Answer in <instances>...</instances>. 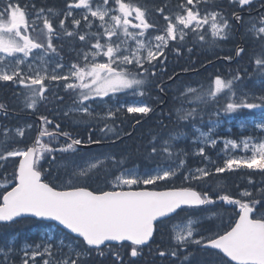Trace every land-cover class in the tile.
Here are the masks:
<instances>
[{"label": "snow or ice", "instance_id": "obj_1", "mask_svg": "<svg viewBox=\"0 0 264 264\" xmlns=\"http://www.w3.org/2000/svg\"><path fill=\"white\" fill-rule=\"evenodd\" d=\"M103 2L105 6L109 4V0H103ZM199 2L200 0H196V3ZM229 3L232 5L238 3L243 8L245 5H251L252 0H229ZM115 5V8L97 7L95 10L90 4V0H75L74 3L67 5L69 9L66 13L67 16L73 15L72 9H84L86 10L84 15L86 21L89 14L93 18H98L101 22L99 27L103 29V34L106 37V41L101 43L100 34H94L97 39L91 47L95 51L85 53L86 63L83 66L74 63L67 74L50 77L52 80L70 81L64 85L66 89L74 92L79 89L78 97L81 107L72 111L91 115L89 107L84 102L94 101L97 98L103 100L110 94L143 95L145 85L143 77L148 71L145 68V63L152 64L153 61H158L159 57L165 56L164 49L168 47V42L175 41L177 36L180 41H184L187 35L184 30L190 29L193 33H197L203 25L208 24L209 16L212 21V39L206 40L205 35L199 34V40L214 47L218 40L227 39L228 36L226 30L229 28V23L223 15L213 11L201 16L196 10L194 0H187V5L193 7L188 8L187 5H181L186 14H177L175 23L165 15L166 33L155 35L154 39L157 43L151 46L150 42L143 39L146 30L154 27L147 21L145 11L139 6L122 2V0H115ZM0 9H2L0 10V54H2L0 55V68L4 69L3 72H0V81L16 82L18 80L21 86L29 88L26 106L31 109L37 103V96L44 98L47 91L44 80L49 77L38 73L35 76H27L19 66L28 61L34 49H44V45L30 35V28L32 31L36 30L35 23H29L27 13L22 10L19 4H14L13 0H0ZM110 13L111 15H109ZM233 15L237 20L242 19L235 13ZM106 17H109L110 22L106 20ZM37 18H39V14ZM261 22L264 23V18ZM59 23L60 27L64 28L65 21L61 19ZM73 23L79 26L81 21L76 19ZM178 25L182 28H178ZM88 26L92 27L91 21H88ZM43 27L47 29L49 36L47 49L55 52L56 49L51 42L54 28L49 19L44 18ZM129 29H138L139 31H130ZM258 31L264 33V27H260ZM66 35L71 37L74 33L66 31ZM121 36L123 39H120L119 42L113 41V37ZM79 39L85 41V35H80ZM129 41H133L135 47ZM143 51L147 52L146 56L142 54ZM242 52L243 49H238L236 55L239 56ZM16 54H22L23 58ZM89 56H91V60H89ZM98 56L106 59L98 61L96 59ZM227 58L231 59V57ZM13 64L15 67L9 72L7 69ZM256 64L264 67V60L257 59ZM57 67L64 66L58 64ZM135 69L143 71L137 72ZM235 79H239V77ZM213 84L214 87L210 86L206 90L203 86L200 89L191 86L186 88L184 95L189 98L190 103L196 106L188 110H178L181 120L194 118L199 110V104L206 105L209 100L215 101L218 94L224 93L226 89L232 92L233 97L235 96V92L232 91L233 81H225L216 77ZM124 106L127 107L128 113L147 115L152 110L150 106L142 103L134 102ZM260 107L262 105L247 101L242 103L227 102L225 111L231 113L242 108L252 110ZM180 111H183L182 115ZM216 114L219 115V112ZM108 115L111 116V112ZM41 121L44 125L52 123L46 117H41ZM56 127L59 129L60 126ZM259 127L264 129V125H259ZM17 131L22 137L23 130L18 129ZM58 134L66 136L71 142L66 141L60 148H54L41 140L42 137L47 136L50 141H55ZM207 135L201 133V136L204 137L202 142L214 146L217 141L208 140ZM5 137L7 138V133H5ZM175 139L177 137L172 136L164 141L162 150L169 156L172 155V141ZM89 142L99 143V141L91 140ZM242 143L243 150L251 151L252 154L225 159L223 167L215 168L216 173L249 169L259 170L264 174V142L253 144L249 138ZM80 144H82L81 140L70 137L68 133H54L48 131L47 128H42L31 146L17 148L6 153L0 152V161H7L8 157H19L18 166L13 175L14 186L10 191L5 190L0 196V223L8 224L18 222V219L21 218L34 217L38 220L55 222L54 227L59 231L66 230V235L73 234L72 239L76 241V244L68 245L69 253L57 264H83L81 258L92 250L103 256L104 247L113 250L118 246L130 250V256L135 258L140 254L142 246L148 245L153 238L157 221L162 223L165 219H171L173 214H179L178 210L199 208L202 205L214 203L207 192L197 191L191 186L166 191L133 190L134 185L147 186L155 185L158 181H168L176 176L180 167H183V160H180L176 168L170 166L143 175H139L133 170L122 171L112 181V190L101 191L99 194L87 190L85 187L76 186L72 177L86 178L92 169H98L104 165V160L100 158H95V162H89L87 168L74 167L72 175L69 177L71 186L65 190H58L54 185L44 182L40 161L46 158L45 154H53L56 151L75 152L77 149L74 146ZM229 145L233 149L238 147L235 141L229 140L225 142V150ZM153 152H156L155 148H153ZM204 154V148H200L199 155L204 156ZM225 154L227 155V151ZM209 175L210 172L207 169H197L196 173L190 171L184 175V180L199 181ZM0 187L6 189L7 185L0 184ZM241 195L251 197L250 201L243 203L240 199H232L227 194L218 197L227 205L238 206L237 215L239 218L230 230L224 231L223 234L201 236L196 239L193 225L197 221L188 218L186 227L179 231L174 228V231L177 232L174 236L177 249L186 248L189 243L196 244L214 258L208 264H264V212L259 211L264 209V189H261L259 199L247 190ZM46 239L50 243L44 248V252L51 256L53 247L51 241L55 237L47 236ZM60 245L64 246L63 240L60 241ZM84 245L87 247H83ZM73 253L76 259L71 258ZM36 255H40V253H32L33 257ZM114 255L116 261L122 264L119 252H114ZM159 255L163 257L166 253L161 251ZM171 255L175 257L177 250H172ZM23 264H28V260H24ZM44 264H53V262L45 260ZM129 264H135V261H130Z\"/></svg>", "mask_w": 264, "mask_h": 264}, {"label": "trees", "instance_id": "obj_2", "mask_svg": "<svg viewBox=\"0 0 264 264\" xmlns=\"http://www.w3.org/2000/svg\"><path fill=\"white\" fill-rule=\"evenodd\" d=\"M175 2H180L179 4H174ZM62 6L60 0H13L14 4H19L22 10L27 13L28 20L30 18H35L38 14H44L51 19V16H54L55 13L58 15L57 21H59L62 15L67 12L69 9L67 5L71 3L69 0H62ZM122 2L130 3L134 6H139L142 10L146 13L147 21L154 25V27L149 28L145 32V36L154 34V33H164L167 27V21L164 18H159V11L161 7L165 8L169 11L170 18L172 22H174L175 17L177 14L184 13L183 8L181 7L184 4L181 0H122ZM264 0H252L251 5H245L243 8L237 3L232 5L229 3V0H200L199 3H196V10L199 11L200 15H205L210 12H218L223 15L229 23V28L226 30L228 33L227 39L218 40L214 47H210L206 42L199 40V34H203L206 37V40H211L209 38L208 32V24L203 25L202 29L199 30L197 33H193L188 31V36L185 37V40L191 41L193 39H198V48L195 52H197L198 63L193 64L190 63L188 66L183 64H176V67H181L182 69L179 71H197L196 74H193L189 77H184L181 80L185 81L188 80L189 82L196 83L198 86H203L206 90L210 86L214 87V80L216 77H220L225 81H233V88L232 91L235 92V96L233 97L232 92L228 91L227 89L224 93L218 94L215 101L209 100V102L205 104L198 105V112L194 118H189L187 120H181L178 115V110H188L192 107L196 106L193 103L189 102V98L186 96L181 97L178 101H167L166 104L162 107L161 113L159 116H154V111L151 114L146 115L145 117L139 116L137 114H131L128 116H124L119 123H109L105 125H101L102 128L98 127L97 124L96 128L91 129L89 134L91 136H97L100 133L105 132H114L117 130V126H120L119 131L121 135L131 134L130 139L126 140L125 142H121L120 146L124 147L128 144V147L131 150L139 154L137 150L139 147L148 146L151 147L152 141L147 140L146 130L148 127H152L153 131L156 132L155 136H160L161 139L168 138L170 135L183 132L188 133L191 132L194 128H201L205 131H210L207 127V119L208 114L210 111L219 112V114L225 116L231 115H242L246 112V109H238L235 112L228 113L225 111L226 103L227 102H235V103H242L245 102L242 99H239L237 93H239L240 88L245 86V84L249 83L254 78L260 79L259 71H264V67L258 66L256 64V60H264V41L261 39H255L252 37H246L242 43L243 52L239 55L238 58L232 60L235 55V43L236 40L234 39V34L239 33L244 35L245 31L248 30L252 26H264L262 23V18H264V11L260 12L252 17H243L242 19V27L239 31H237L236 25L232 21L233 13L239 12H252L255 9H258L261 5H263ZM58 4V5H56ZM107 7L115 8V0H109V4ZM2 10V9H0ZM43 10V11H41ZM60 11V12H59ZM133 15H135L133 13ZM56 27L54 28V33L51 35V42L53 43L56 51L53 52L51 49H46L47 46H44L46 52L52 54H58L61 57L63 55V48L61 46V41L55 39L56 36L61 34L64 31L65 39H72L73 36L69 37L66 35V31H71L70 28H65L63 31H60L58 28V23L54 20ZM222 23V21H220ZM40 27L43 25L40 23ZM85 27H81L83 29ZM87 29V28H85ZM30 35L32 36V30H29ZM95 33H99L101 38V43L106 41V38L103 32L100 29L93 28L89 31L85 43H80L85 49L89 48L92 43L96 42L97 37L94 35ZM45 34L47 36V41L49 40V36L47 30H45ZM121 38L113 37V41L119 42ZM176 43L180 44L179 42H175L174 45H170L167 50H171L173 52L177 51ZM192 52H189L191 54ZM227 57H231L228 59ZM223 59H227L230 61L226 63ZM76 61V59L72 60ZM71 61V62H72ZM80 66L84 64H80L76 62ZM165 65V63H163ZM132 67V66H131ZM257 70L256 72L251 73V78L246 79L240 75L241 71H249V68ZM135 71L140 72L143 71L141 69H135ZM153 71V70H152ZM175 74V73H173ZM170 74H161L159 72L157 75H161L162 79H168L172 75ZM154 76V79H156ZM239 77V79H235ZM257 81V80H256ZM199 88V89H200ZM18 89L23 92L28 93L30 92L29 88H25L21 86L17 81L13 82H1L0 81V108L4 111L0 110V124L2 128H13L19 127L18 125L20 122H26L28 126H31L30 129H26L24 136L21 140L19 145L14 148H26L31 146L36 137V127H37V119L36 117H46L48 120L52 121L51 124L42 125V128H47L48 131H57L60 133H70L72 138L79 139L83 143H87L86 135H88L87 131L90 127V124H93V121L87 118H73V117H59L58 115L62 112L64 108H77L81 106L79 103L78 92L79 89L73 90L66 89L62 87L60 89H49L44 94V98H37V111L32 113L28 110H25L26 97L23 98L19 96L14 90ZM26 95V96H27ZM150 104L157 105L162 101L154 102L148 101ZM250 103H258V101L250 102ZM262 109L264 114V103H262ZM180 114H183V111H180ZM251 115H258L255 111H249ZM151 118H155L153 121H149ZM125 119V120H124ZM76 120L79 122L80 126L75 130H68L65 126V123L68 121ZM57 125H59V129H57ZM26 126V125H25ZM103 129V131H102ZM211 134H214L211 132ZM2 138H6L5 136L0 135ZM8 137V136H7ZM112 139H117L116 137H110ZM106 138V139H110ZM103 138H95V141L101 140ZM3 140L0 139V145L3 143ZM43 143H48L50 147L60 148L65 144V142L60 141L59 137L56 136L55 141H50V138L42 140ZM215 147V145H214ZM11 149V150H14ZM9 150V151H11ZM0 152H7L0 150ZM75 152H82V151H75ZM72 151L69 152H59L56 151L53 154H45V159L40 161L41 171H42V180L46 183H50L54 185L56 188H60L65 180L61 175L60 170H53L51 167V162L57 160V158L61 155L75 153ZM222 153L225 155V159L228 157L225 154V151L222 149ZM164 156V155H163ZM225 159L220 163V165H210L209 172L210 175L203 178L199 181H190L186 183L182 176L175 180L174 182H167V181H159L155 185H147L143 188L151 189V190H167L171 188H181V187H188L191 186L192 188L196 189L197 191L207 192L210 198L214 201L212 204L202 205L200 208H191V209H184L183 211H178V215L175 216L174 219L159 223L155 227V233L153 236L152 241L149 245L142 247L140 254L133 258L130 256V250H125L119 248L118 246L113 249L109 250L108 248L104 247V255H99L95 250L90 251L88 254L83 256L84 258L83 264H120V262L116 261L114 252H119L122 264H129L130 261H135V264H208L209 261L214 259L210 256L207 252L200 248V246L196 244H189L186 248L177 249V245H174L171 240V231L169 229V225L173 220L183 219L188 216L192 215H204L210 214L213 212H219L220 216L217 220L204 223L203 225L209 226L211 229L212 234H223L224 231L229 230L236 217H237V208L235 205L225 206L223 201L219 200V195L227 194L230 198L233 199H240L238 194L240 191L243 190L244 187H250L253 190L257 189H264V185L262 181H264V174L260 173L259 170H249V169H236L235 171H225L224 173H216V167H223ZM54 160V161H53ZM17 158L8 157L7 161H0V182H4L8 184V188L0 189V196L3 195L5 190H8L12 185H14L13 175L17 167ZM156 164H165L163 163L162 159H159ZM205 163L203 161H197L194 163H190L185 172L192 168H200L204 166ZM184 172V173H185ZM55 173V174H53ZM183 173V174H184ZM59 177L57 178V175ZM233 177L239 180L242 183L241 188L237 190V192H226L224 194L217 195L216 192H219L220 187H222V182L227 180V177ZM251 181V183H250ZM209 185H212L209 187ZM77 186V185H76ZM87 188V187H86ZM93 192H101L106 191V189H94L92 187L87 188ZM221 191V190H220ZM254 197H258L260 192L252 193ZM251 197H246L244 199H240L241 202H249ZM262 212L261 210H259ZM39 226V230L37 231V235L41 232V230L48 227L47 224L33 221V220H20L18 222L3 225L0 224V232L1 231H11V234L16 232L28 233L34 226ZM202 225V226H203ZM6 228V229H5ZM214 229V230H213ZM36 233L32 235V237L37 236ZM29 240V239H28ZM85 247V245L83 246ZM86 248V247H85ZM172 250H177V255L174 257L171 255ZM164 251L166 253L165 256L161 257L159 253ZM75 255V254H72ZM76 259V256H75Z\"/></svg>", "mask_w": 264, "mask_h": 264}, {"label": "bare ground", "instance_id": "obj_3", "mask_svg": "<svg viewBox=\"0 0 264 264\" xmlns=\"http://www.w3.org/2000/svg\"><path fill=\"white\" fill-rule=\"evenodd\" d=\"M58 1V0H57ZM61 1V6H62V0ZM180 2H175L174 4H179ZM58 5V4H56ZM263 5H261L258 9L254 10V13L258 14L260 12H263L264 9H262ZM60 12V11H59ZM171 13H169V11H167L165 8L161 7L160 11H159V18H164L165 15L170 16ZM55 15H57L55 13ZM204 16V15H202ZM58 23V21H57ZM69 28L71 27V25H68ZM96 26H92L89 27L88 29H81L77 32L74 33L73 38L72 39H65V35H64V31L61 32V34H59L57 36V38L61 41V46L63 48V55L66 62H70L74 59H76L75 56V50H81L83 48V46L81 44L78 43L77 37L79 35H85V40L86 37L89 33V31L93 28H95ZM96 36V35H95ZM234 39L236 40L235 43V52H237V50L239 48L242 49V43L243 40L246 38L245 35H241L238 32L234 34ZM101 38V36H100ZM179 43H176L177 45V51L173 52L171 50H168L167 53H165V65H157L153 70V72H161V74H170V73H175L173 74L170 79L173 80V83L176 86V88L178 90L180 89H185L186 87H188L186 84H190V82L188 80L182 81L181 79L187 76H181L179 75L180 73H183V71H179L182 68L181 67H176V64H183L185 63L186 66H188L190 63L193 64H197L198 62V58H197V52H195L198 48V39H193L191 41L185 40L184 41H180ZM174 45V44H173ZM170 48V47H168ZM189 49H191V51H189ZM189 52H192L191 54H189ZM236 58H238L236 56V53L233 57L232 60H235ZM230 60V61H232ZM224 62L229 63L230 61H227V59H223ZM249 71H241L240 75L246 79H250L251 78V73L252 72H256L257 70L252 69L250 67ZM155 73V74H158ZM197 71L193 70V74H196ZM259 75H260V79L264 78V71H259ZM259 79V80H260ZM256 80H258V78H254L253 80H251L249 83H253ZM56 85H54L52 87V90L55 89H60L62 87H64V83H54ZM164 85V84H162ZM186 85V86H185ZM250 84H245V86H248ZM17 93L19 96H22L23 98L26 97V92H23L21 90L15 89L14 93ZM68 109V108H64L62 110V112L58 115L59 117H72V116H64L63 112ZM114 109V108H112ZM37 111V110H36ZM103 112V111H102ZM160 111L154 112V116H159L160 115ZM130 114L127 113L125 108H119L116 109L115 115L113 116V118H106V115H103L104 117L99 118V117H95V116H90V117H84L87 119H90L93 121V124H90L88 127L89 130L87 131L88 135H86V140H88V143H86L85 145H91L93 148L91 149H79V151L82 152H75V153H69V154H65V155H61L57 158L56 161L51 162V167L54 170H60L61 171V175L62 177L67 180H69V177L72 175L73 172V168L76 166L82 167V168H87L89 164V162H95V158H100L102 160H104V165L101 166L98 169H92L88 176L86 178L83 177H76L73 176L72 179L74 180L75 184L77 186H82V187H92L96 190L98 189H106L107 187H111L112 186V181L114 180L116 175H119L120 172L125 171V170H133L135 172H148V171H152L155 168H159V167H172V166H177L179 165L180 160H183L182 158V154L181 153H176L178 152H182V153H188L190 154L189 157H187L185 159V165L182 167V169L180 170V173L178 174V176H176L174 179L172 180H168L167 182H174L175 180L179 179L181 176L183 178L184 176V172L186 167L190 164V163H194L197 161H203L205 163V167H210V165H220V163L225 159V155L222 153V145L220 143L221 139L223 138H229V139H238V138H243L245 136H251L252 133L249 131L247 133H242L240 135H232L230 133H226L227 131H223L222 129H220V131H218L217 133L211 134V131H208L211 134V137L213 140H216L217 143L215 144V147L212 145L210 147H204L205 150V154L204 156L201 155H194L193 149L188 147L187 143L183 144H175L172 141V155L169 156L168 153L164 152L162 149L164 147V141L168 140L170 137L178 135L180 133L183 132H178L175 134L170 135L168 138L165 139H161L160 136H155L156 132L153 131L152 127H148V129L146 130V136H147V140L152 141V145L151 147H139V149L137 150V152H139V154L134 153L130 147H128V144L125 145L124 147H121L120 144L121 142H125L126 140L130 139L131 134H125V135H121V132L119 131L120 126H117V130L114 132H105V133H100L97 136H91L89 134V131L91 129L96 128V125H98V127L102 128L101 125H105V124H109V123H114L117 122L119 123V121L124 117V116H128ZM149 115V113H148ZM146 115L142 116L145 117ZM239 116V115H238ZM73 118H77V117H73ZM83 118V117H80ZM264 118V115H263ZM125 120V119H124ZM155 120V118H151L149 121H153ZM26 125V126H25ZM19 127H13V128H2L1 124H0V135L5 136V131L7 130H13V129H21V128H26L28 125L26 122H20V124L18 125ZM65 126L68 130H75L77 129L80 124L78 121L73 120L68 121L67 123H65ZM227 125H225L223 128L227 129L226 127ZM26 130V129H25ZM24 130V133H25ZM211 130V129H210ZM23 133V136H24ZM60 133V132H57ZM69 136L71 137V134L68 133ZM7 138H2L0 137V139H2L3 143L0 145V150L5 151L7 149V151L16 148L20 141L19 139H22V137H16V136H10L7 133ZM118 136L117 139H112L110 137H116ZM57 137H59L60 141L62 142H68L70 143L71 141L68 140V138L62 134H58ZM95 138L99 139V138H103L101 140H97L99 141V143H90L89 141H95ZM106 138H110V139H106ZM153 148L156 149V152H153ZM197 148H199L197 146ZM200 149V148H199ZM198 149V150H199ZM183 150V151H182ZM164 155V156H163ZM159 159L163 160V163L165 164H156L159 163L157 162ZM83 165H86L85 167H83ZM55 174V173H53ZM57 178L59 177L58 174ZM159 182V181H158ZM163 182V181H162ZM264 185V183H263ZM212 185H209V187H211ZM242 183L229 176L227 177V180H224L222 182V187H220L219 192H216L217 195L219 194H224L226 192H237V190H239V188H241ZM86 188V189H87ZM89 190V189H87ZM243 190H247L251 193H255V192H260L261 189H257L256 191L251 189L250 187H244ZM91 191V190H90ZM95 193V192H94ZM97 193V192H96ZM260 198V195L257 197V199ZM262 212H264V209H260ZM201 215V214H200ZM200 215H193V218H197ZM6 229V228H5ZM202 229H206L208 230V226L207 225H203ZM214 230V229H213ZM64 234V233H63ZM13 233L11 234V231H1L0 232V240H1V244L3 245L4 243L7 242V240L9 239L10 236H12ZM65 237L67 239L73 240L72 236L70 234H64ZM5 236V238H4ZM172 242V240H171ZM27 243H29L32 246H35L36 244L39 243V241L37 240H29ZM54 243V242H53ZM67 255H64V257ZM53 257H56L55 255H53ZM51 258V257H49ZM72 259H75V255L71 256ZM20 260L19 255H13L11 257H7V258H2L0 259V264H14L16 262H18ZM82 261H84V258H81ZM36 264H42V260L39 261Z\"/></svg>", "mask_w": 264, "mask_h": 264}, {"label": "rangeland", "instance_id": "obj_4", "mask_svg": "<svg viewBox=\"0 0 264 264\" xmlns=\"http://www.w3.org/2000/svg\"><path fill=\"white\" fill-rule=\"evenodd\" d=\"M72 2H75V0H70ZM102 0H90V4L92 5L93 9L95 10L97 7L100 8H105L107 6L104 5V2H101ZM183 3H186L187 5V0H181ZM194 0V4H195ZM184 5V4H182ZM188 8H192V5H187ZM109 8V7H107ZM75 11H77V9H72L73 15L72 16H67L66 13H64L61 17V19H63L65 21V26L67 25V23L69 25L72 26V28L74 29L75 32H77L78 30V26L75 25L72 22V19H79L80 21L82 20V22L80 23L79 26H81V24H83V26L88 25V21L92 22V26H96L99 29H102L99 27L100 25V20L98 18H93L90 16V14L88 15V20L86 21L84 19V15L86 13V10L82 9L79 10V13L77 16H75ZM184 11V9H183ZM184 14L185 11H184ZM111 15V13L109 14ZM58 15H54L52 17V21H56L57 22V17ZM134 16V15H133ZM44 18H47L46 16H40L39 18H32L29 19V23H38V22H42L44 21ZM66 18L69 19V21L67 22ZM48 19V18H47ZM60 19V20H61ZM60 20L58 21V28L60 29ZM106 20H109V17H106ZM110 22V20H109ZM211 17L209 16V22H208V32H209V38L212 39L211 36ZM178 28H182V26H177ZM263 27V26H260ZM260 27L257 26H252L250 27L248 30L245 31L244 35L246 37H252L255 39H261L264 41V33H260L258 31V29ZM89 28V26H88ZM130 31H139L138 29H129ZM187 30L190 29H186L184 30L187 33ZM200 30V29H199ZM198 30V31H199ZM103 31V29H102ZM74 32V33H75ZM190 32H192L190 30ZM155 36L145 39L146 42H150L151 46H154L157 41H155L154 39ZM121 39H123V36L120 37ZM177 38L179 39V36H177ZM138 39H141L140 37H138ZM144 39V38H143ZM130 44H132L133 47H135V43L133 41H129ZM95 50H75V56L81 61L86 63L85 59H84V55L86 52H94ZM143 55H147L146 51L142 52ZM2 55V54H0ZM17 56L22 57V54H16ZM11 59V58H9ZM96 59L98 61L100 60H104L106 58L102 57V56H98L96 57ZM89 60H91V56H89ZM58 64H62L64 67L60 68L57 67ZM72 64H74L73 62H66L64 57L61 56H57L55 54H47L46 52L40 50V49H34L32 55L29 57L28 61L25 64L20 65V69L22 70V72L27 75V76H35L37 73L39 75H44L46 78L44 80V84L46 85L47 89H51L54 86V83H60L62 81L65 80H52L50 79V77L52 75H64L67 74L69 69H71ZM29 65H31V67H29ZM15 67V65H11L8 67V71L11 72L12 69ZM131 67V66H130ZM4 69L0 68V72H3ZM1 82H10V81H1ZM18 82V80H17ZM67 83L69 81H66ZM19 83V82H18ZM31 87H38V86H31ZM126 96H132V95H124L123 93H117L115 95L110 94L107 97H104L103 100H101L100 98H97L96 100H89V101H85L84 104L87 105L89 107V111L91 113V115H87L84 114L82 112H76V111H72L73 109L76 108H68L66 109L63 113L64 116H72V117H81V116H85V117H90V116H95V117H99L102 118L104 117L103 115L107 114L106 118H113V116L115 115L116 109L118 108H125L127 111V107H125L124 105L127 104V102H129L128 104H132V103H142V104H146L144 101L141 100L142 95H136L133 96L135 97L137 100L134 101H117V100H122L125 99ZM237 96L239 97V99H242L244 101L247 102H254V101H258V103L260 105H262V103H264V78L257 80L253 83H251L248 86H243L240 88L239 93H237ZM38 98V96H37ZM116 103H120V106L118 105H114V107L110 104H116ZM147 105V104H146ZM80 108V107H78ZM114 108V109H112ZM28 110L35 112L37 109V106L35 105L34 108H28ZM103 111V112H102ZM251 111H254V109H252ZM255 111L259 114L262 113L263 114V109L262 107L260 108H256ZM109 112H111V116H109ZM65 113H68L67 115ZM217 112L215 111H210V113L208 114V119H207V127L209 129H211L212 133H217L218 131H220V129H222L223 131H227L226 133H230L232 135H240L242 133H247V132H251L252 135L251 136H245L243 138H238V139H229V138H223L221 139L220 143L222 145V149L226 152L227 151V157L231 158V157H244V156H250L252 153L251 151H245L243 150V141L248 140L249 138H251V143L256 144L259 142H264V140H260L261 137H264V129H262L261 127H259V125H264V118L263 115H259V116H253L250 115L248 113L242 115V116H238V115H231V116H225L222 114L217 115ZM137 114H141V113H137ZM227 125V129H224L223 127ZM25 129H29V126H27L26 128H21L20 130H24ZM18 129H13V130H7L4 133H8L10 136H16V137H21L18 134ZM201 133H206L208 140H213L211 137V134L208 131H205L201 128H195L193 129L191 132L189 133H180L178 135H175L177 137V139L173 140V142L175 144H180V143H187L188 147L193 149L194 155H198L199 154V148H204V147H210L212 146V144L210 143H204L202 142L204 140V137L201 136ZM235 141L238 145V147L236 149H233L231 147V145L228 146L227 150H225V142L226 141ZM197 146L199 148H197ZM183 151V150H182ZM181 153L182 154V158L184 161V165H185V159L187 157L190 156V154L188 153H182V152H176ZM89 165V164H87ZM183 165V166H184ZM86 165H83V167H85ZM173 168L178 167L177 166H172ZM163 168H167V167H159V168H155L152 171H148V172H155L159 169H163ZM182 169V167L179 168V170L177 171L176 176H178V174L180 173V170ZM200 169H207L209 171L208 167H203ZM197 169H193L191 170L192 173H196ZM190 172V171H189ZM188 172V173H189ZM139 175H143L144 173L147 172H136ZM187 173V174H188ZM176 176L170 178L169 180L174 179ZM8 186V184H6ZM142 184L138 185V186H133V188H137L139 186H141ZM68 186H71L69 184V180L66 181L61 187L62 188H66ZM3 187H0V189ZM217 215H210V216H198L197 218H193V220L197 221L194 225L193 228L195 229L194 231V237L196 239H199L201 236L204 237H209V236H213L214 234L210 233L211 229L208 226V230L206 229H202L200 227V225L204 222V221H211L214 218H216ZM186 223L182 224V225H178L175 224L172 227V232H173V241L174 240V236L177 234L176 231H174V228L179 231L181 228L186 227ZM37 229H39V227H34L27 235H12L9 237V239L7 240L6 243H4L3 245L1 244V240H0V259L2 258H7V257H11L13 255H19L20 257V262L23 264L24 260H28V264L30 262L36 261L37 259H41L44 256L47 257H51L50 260H52L53 264H57L58 261H60L61 259L64 258V255H67L69 253V247L68 245L72 244L75 245L76 241L67 239L65 237V235L63 234V232L59 231L56 227L54 226H50L47 229H44L43 233L41 235H39V243L36 244L35 246L30 245L29 243H27V238L30 237L33 233H35L37 231ZM47 236H54L55 239L53 241H51V244L53 245V247L51 248V256H49L47 253L44 252V248L48 246V244L50 243L46 237ZM5 238V236H4ZM1 239V238H0ZM63 240L64 241V246L62 247L60 245V241ZM54 242V243H53ZM6 247V248H5ZM56 248V249H55ZM65 249V251L63 252L62 250ZM33 252H38L40 253V255H36L35 257L32 256ZM27 253V254H26ZM74 254V253H73ZM53 255H55L56 257H53ZM47 259H43L42 260V264H44V261Z\"/></svg>", "mask_w": 264, "mask_h": 264}, {"label": "flooded vegetation", "instance_id": "obj_5", "mask_svg": "<svg viewBox=\"0 0 264 264\" xmlns=\"http://www.w3.org/2000/svg\"><path fill=\"white\" fill-rule=\"evenodd\" d=\"M165 52V50H164ZM166 53V52H165ZM162 57H159L158 61H153L154 62H160ZM164 59V57H163ZM147 66H151V64L146 63ZM160 80V77H159ZM153 80L150 77L149 78V88L148 91L145 90V94L148 96V101H169V97H173L176 95V86L175 84H170L168 86H164V82L166 81H158V83L153 84ZM164 89V90H163ZM124 101H132L130 99L124 100Z\"/></svg>", "mask_w": 264, "mask_h": 264}, {"label": "water", "instance_id": "obj_6", "mask_svg": "<svg viewBox=\"0 0 264 264\" xmlns=\"http://www.w3.org/2000/svg\"><path fill=\"white\" fill-rule=\"evenodd\" d=\"M262 9H264V5H263V7H262ZM237 16H240V17H242V15L241 14H237ZM233 21L237 24V27L238 28H240V21H241V19L240 20H237V19H235V16H234V18H233ZM239 49H241V48H239ZM237 56V55H236ZM238 57V56H237ZM181 74H184V73H180L179 75H181ZM40 125L41 124H39V129H38V133H39V131H40ZM47 136H45V137H42V138H46ZM75 147H77V148H79V149H91V148H93L91 145H84V144H80V145H75ZM174 215V214H173ZM172 215V216H173ZM27 218H29V219H34V220H38V219H36V218H34V217H27ZM27 218H21V219H27ZM239 218V217H238ZM19 220V219H18ZM38 221H43V222H48V223H54L55 224V222H51V221H44V220H38ZM158 222H160V221H157L156 223H158ZM65 232H66V230H64ZM71 236H73V234H70ZM151 241V240H150ZM103 247V246H102ZM212 251H216V250H212ZM222 255V254H221Z\"/></svg>", "mask_w": 264, "mask_h": 264}]
</instances>
